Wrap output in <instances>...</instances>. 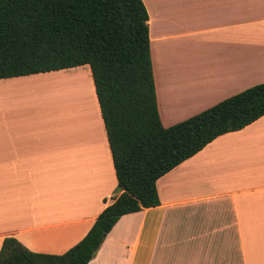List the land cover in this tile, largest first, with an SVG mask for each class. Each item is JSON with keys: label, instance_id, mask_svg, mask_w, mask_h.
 Listing matches in <instances>:
<instances>
[{"label": "crops", "instance_id": "obj_1", "mask_svg": "<svg viewBox=\"0 0 264 264\" xmlns=\"http://www.w3.org/2000/svg\"><path fill=\"white\" fill-rule=\"evenodd\" d=\"M142 1L164 127L264 83V0ZM59 75L79 78L89 121L63 126L44 105ZM116 187L88 64L0 79V247L13 236L34 252H65ZM156 188L159 204L122 215L87 264H264V115L215 137Z\"/></svg>", "mask_w": 264, "mask_h": 264}, {"label": "trees", "instance_id": "obj_2", "mask_svg": "<svg viewBox=\"0 0 264 264\" xmlns=\"http://www.w3.org/2000/svg\"><path fill=\"white\" fill-rule=\"evenodd\" d=\"M148 19L142 0H0V79L88 64L119 192L65 252H34L7 236L0 264H87L122 215L159 204V177L264 115L259 83L164 127Z\"/></svg>", "mask_w": 264, "mask_h": 264}, {"label": "rangeland", "instance_id": "obj_3", "mask_svg": "<svg viewBox=\"0 0 264 264\" xmlns=\"http://www.w3.org/2000/svg\"><path fill=\"white\" fill-rule=\"evenodd\" d=\"M76 76V75H75ZM64 76H51L48 78L47 80V84H48V88H47V95L43 101L44 105H46L48 108H54L57 111V114L55 116V121L56 123L58 122H62L63 126L64 125H70V123H74V124H78V126L81 123H85L86 121H89L88 116L89 114H87V104L89 103L88 101H85L83 98V96L80 94L79 91H81V86L79 85V78H77L76 80H69V78L67 79V82H65L64 80H60L59 78H62ZM78 77V76H77ZM65 82V83H64ZM76 84V85H75ZM64 85L66 87H70V86H74L75 89H73L72 91L73 96L69 95V97L63 96L64 93ZM71 90L69 89L68 92H70ZM62 92V94H61ZM42 102L40 103L39 101H37V105H42ZM70 104H75L77 106H83L82 110L84 111L85 114L83 115H78L76 116L73 113V110H69L67 109V106ZM90 106V104L88 105V107ZM60 110V113H59ZM76 116L78 118V120L75 118H72L71 116ZM72 119H75L73 121H71Z\"/></svg>", "mask_w": 264, "mask_h": 264}, {"label": "bare ground", "instance_id": "obj_4", "mask_svg": "<svg viewBox=\"0 0 264 264\" xmlns=\"http://www.w3.org/2000/svg\"><path fill=\"white\" fill-rule=\"evenodd\" d=\"M76 112V111H75Z\"/></svg>", "mask_w": 264, "mask_h": 264}]
</instances>
